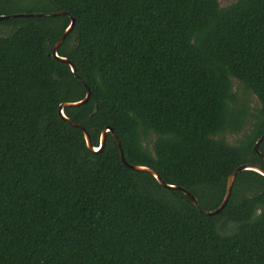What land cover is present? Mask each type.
Listing matches in <instances>:
<instances>
[{
	"label": "trees",
	"instance_id": "16d2710c",
	"mask_svg": "<svg viewBox=\"0 0 264 264\" xmlns=\"http://www.w3.org/2000/svg\"><path fill=\"white\" fill-rule=\"evenodd\" d=\"M0 264H264V0H0ZM74 30L52 56L56 42ZM233 80L256 97L237 96ZM251 121L246 129L247 122ZM240 135L235 144L226 133ZM264 153V141L260 144Z\"/></svg>",
	"mask_w": 264,
	"mask_h": 264
},
{
	"label": "water",
	"instance_id": "95a60500",
	"mask_svg": "<svg viewBox=\"0 0 264 264\" xmlns=\"http://www.w3.org/2000/svg\"><path fill=\"white\" fill-rule=\"evenodd\" d=\"M56 15L71 16V14H68V13H65V12L49 13V14H47V13H44V14H41V13L25 14V13H23V14H14V15L0 16V21L1 20H5V19H12V18H15V17H39V16H49L50 17V16H56ZM75 26H76V19H73L71 26H69L67 28V30L64 31V33L62 34V36L60 37V39L54 45V47L52 49V56L54 58L62 61V62H67V63L71 64V66L73 68V71L76 74V76L77 77H80L76 65L71 60H68L67 58L59 57L57 55V49H58L59 45L63 42L64 38L67 37V35L74 30ZM91 98H92V91L89 88V94H88V97H87V99L85 101H82L80 103L63 104L62 106L59 107V114L62 116L63 119H65L69 123L73 124L75 127L80 128V129H82L84 131L85 136H86V139H87V142H88V145H89V147L91 149H95V150H101V149H103L106 146V143H107V140H108V134L109 133H112L113 137L115 138V140L117 141V143L119 145L121 158H122L123 162L127 166H129V167H131V168H133L135 170L147 171V172L152 173L156 178L159 179L160 183L164 187L168 188L169 190H180V191H182L183 193H185L192 200V202L195 205V207L200 212H202L205 215H208V216L218 215V214H220L225 209V207L227 206V204L229 202V197L231 195V190H232V186H233V183H234L235 175L238 172H240L242 170L251 169V170H255V171H258V172L264 174V167L263 166H260L258 164H254V163H244V164L238 165L230 173V175H229V181H228L226 195H225L224 201L221 204V206L218 209L213 210V211H205V210H202L201 207H200V205H199L198 199L195 196H193L187 189H185L183 187H180V186H177V185L168 184L158 171L154 170L153 168H151L149 166L137 165V164H133V163H130L129 161H127V159L125 157V154H124V149L122 147L121 141H119L118 137L116 136V134L114 133V131L112 129L108 128L104 132L103 138H102L101 148H95L94 142H93V139H92V136L90 135V133L86 129H84L82 126H80V125H78V124H76V123H74L72 121H69L68 119L65 118L63 111L66 108H79V107H82V106L88 104L90 102ZM263 141H264V136L257 141V143H256V145L254 147L255 151L257 153H259L262 157H264V153L261 152V150H260L259 147H260L261 142H263Z\"/></svg>",
	"mask_w": 264,
	"mask_h": 264
},
{
	"label": "rangeland",
	"instance_id": "374dc122",
	"mask_svg": "<svg viewBox=\"0 0 264 264\" xmlns=\"http://www.w3.org/2000/svg\"><path fill=\"white\" fill-rule=\"evenodd\" d=\"M222 7H227V5L233 3L234 0H219ZM233 89L237 92L238 98L241 100L242 98L247 99L249 101L250 113H253L255 109L259 107L258 101L256 97L249 94V92H243L241 88V84L233 80ZM251 121L247 122L246 129L249 128V124ZM238 139H240V135H233L232 133L228 132L225 135V140L229 141L231 144H235Z\"/></svg>",
	"mask_w": 264,
	"mask_h": 264
}]
</instances>
